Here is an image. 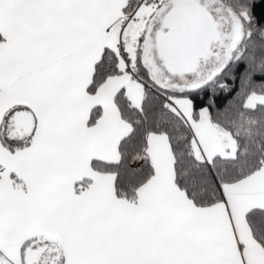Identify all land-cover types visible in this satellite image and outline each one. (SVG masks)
Listing matches in <instances>:
<instances>
[{
	"label": "snow or ice",
	"instance_id": "obj_1",
	"mask_svg": "<svg viewBox=\"0 0 264 264\" xmlns=\"http://www.w3.org/2000/svg\"><path fill=\"white\" fill-rule=\"evenodd\" d=\"M0 264H264V0H0Z\"/></svg>",
	"mask_w": 264,
	"mask_h": 264
}]
</instances>
